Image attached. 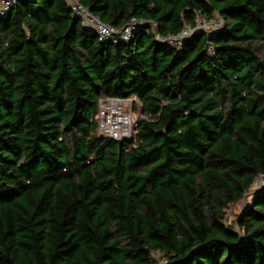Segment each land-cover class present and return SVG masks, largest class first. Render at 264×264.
I'll return each mask as SVG.
<instances>
[{"label":"trees","instance_id":"trees-1","mask_svg":"<svg viewBox=\"0 0 264 264\" xmlns=\"http://www.w3.org/2000/svg\"><path fill=\"white\" fill-rule=\"evenodd\" d=\"M18 0L0 15V264H264V0ZM199 15L223 28L169 37ZM105 98H138L121 150ZM159 255V258L156 257Z\"/></svg>","mask_w":264,"mask_h":264},{"label":"built area","instance_id":"built-area-1","mask_svg":"<svg viewBox=\"0 0 264 264\" xmlns=\"http://www.w3.org/2000/svg\"><path fill=\"white\" fill-rule=\"evenodd\" d=\"M18 0H0V15H5ZM69 7L74 15L80 19L83 26L93 29L97 32L99 39L103 42L111 39L130 41L139 28L140 23L144 20L132 19L127 25L116 27L106 24L102 19L95 15L87 6L82 4L80 0H67ZM224 20L222 16L215 15L208 18L199 15L195 25L186 26L181 32L169 37H162L158 32L155 33L156 38L161 41H167L170 44L180 45L184 39L190 37L196 32L213 33L223 28ZM134 100L138 98H105L100 101L98 114L96 117L98 123V133L105 139H127L134 130ZM129 106V108H127ZM264 184V176H259L254 181L252 187ZM251 187V188H252ZM251 190V189H250ZM248 193V192H247ZM246 193V194H247ZM159 258V255H156ZM165 261L159 259L154 264H164Z\"/></svg>","mask_w":264,"mask_h":264},{"label":"rangeland","instance_id":"rangeland-1","mask_svg":"<svg viewBox=\"0 0 264 264\" xmlns=\"http://www.w3.org/2000/svg\"><path fill=\"white\" fill-rule=\"evenodd\" d=\"M136 102H138L137 100H134ZM127 108H129V106H127ZM134 124L137 125V123L139 122L140 118L142 117L139 113V110H135V114H134ZM134 136V130H132V133L129 136V140L131 141L133 139ZM257 186H254L251 188L250 191H248V193L243 197V199H241L240 201H238L237 203L233 204L230 208L227 209L226 212V219H227V223L234 225L235 224V219L237 214H239L244 205L248 204L252 197H253V192L257 189Z\"/></svg>","mask_w":264,"mask_h":264},{"label":"water","instance_id":"water-1","mask_svg":"<svg viewBox=\"0 0 264 264\" xmlns=\"http://www.w3.org/2000/svg\"><path fill=\"white\" fill-rule=\"evenodd\" d=\"M115 141L118 144L119 150H121L123 143L126 141H129V140H127V139H115Z\"/></svg>","mask_w":264,"mask_h":264}]
</instances>
